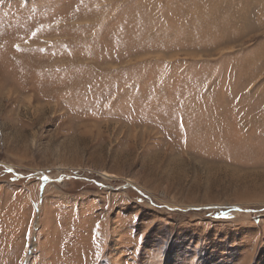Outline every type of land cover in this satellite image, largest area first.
I'll use <instances>...</instances> for the list:
<instances>
[{
  "label": "rangeland",
  "instance_id": "374dc122",
  "mask_svg": "<svg viewBox=\"0 0 264 264\" xmlns=\"http://www.w3.org/2000/svg\"><path fill=\"white\" fill-rule=\"evenodd\" d=\"M0 264H264V0H0Z\"/></svg>",
  "mask_w": 264,
  "mask_h": 264
},
{
  "label": "water",
  "instance_id": "95a60500",
  "mask_svg": "<svg viewBox=\"0 0 264 264\" xmlns=\"http://www.w3.org/2000/svg\"><path fill=\"white\" fill-rule=\"evenodd\" d=\"M139 192V191H138ZM140 193V192H139ZM141 194V193H140Z\"/></svg>",
  "mask_w": 264,
  "mask_h": 264
}]
</instances>
